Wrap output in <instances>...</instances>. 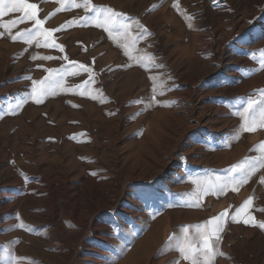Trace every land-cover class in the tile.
<instances>
[{
  "label": "rangeland",
  "instance_id": "1",
  "mask_svg": "<svg viewBox=\"0 0 264 264\" xmlns=\"http://www.w3.org/2000/svg\"><path fill=\"white\" fill-rule=\"evenodd\" d=\"M28 2L42 26L0 5L17 21L0 28V264H192L218 225L211 264H263L243 220L264 222V0Z\"/></svg>",
  "mask_w": 264,
  "mask_h": 264
},
{
  "label": "snow or ice",
  "instance_id": "2",
  "mask_svg": "<svg viewBox=\"0 0 264 264\" xmlns=\"http://www.w3.org/2000/svg\"><path fill=\"white\" fill-rule=\"evenodd\" d=\"M5 2H6V0H0V5L5 4ZM7 2L10 5V7L7 9L8 12L21 11L24 13L23 17H21L22 20H32V21H34V23L37 26H42L46 22V20L48 19L47 17L45 19H38L37 18L38 5H36L34 3H29L28 0H7ZM17 5H19V7H17ZM75 6L80 7L81 5L77 4ZM82 6L85 8V10H88L91 6V0H83ZM174 6H177V5H174ZM57 11H60V9H57ZM103 11L108 13V15L105 18L106 21L107 22H113V18L117 14L111 9H103ZM5 14H6L5 10L3 8H0V18H2ZM81 19L84 22H87L91 18L90 17L74 18V20L67 21L65 23V25H61L59 28L43 29V31H45L49 35H51V33H53V32H59V31L63 30L65 28V26H72L73 24L78 23L79 20H81ZM16 24H17L16 20H12L10 23L0 22V28L9 29V32H10L11 28L14 27ZM97 26L102 27L103 25H97ZM121 27L127 28L129 26L128 25H122ZM40 31H41V28L38 27L35 29V32L30 31V32H27L26 34L17 33L16 35H10V38L14 41L23 40L26 43H30L33 35L36 33H39ZM110 34H111V32H110ZM0 36H3V33H0ZM26 36H27V38H26ZM239 39L243 40L244 37H239ZM44 46H46V47H57V48H59V50L61 52L64 51L63 46L55 44L54 41L51 44L46 42ZM260 51L262 54L261 64H262V66H264V50H260ZM37 58L38 57L36 55L32 56L33 60H35ZM40 58L52 59V57H40ZM253 58H255V56ZM64 59L67 60V56H65ZM70 63L73 65H76L78 62H70ZM79 67L85 72L90 71V69L84 65H79ZM26 78H28V77H26ZM40 83H42V82H40ZM85 83H87V81ZM261 92H262V94H264V90H261ZM153 93H155V85L153 86ZM49 94H51V92L49 90H43L41 92L40 96L36 98V103H40L43 96L49 95ZM154 98L155 97L153 96L152 99L154 100ZM17 107H19V105H17ZM7 111L12 112L14 114L15 109L11 105H9ZM259 127H264V120H262L260 122ZM255 130H257V126L253 123H249L247 126L241 125L238 129H236L235 135L238 136L240 134V132H242V131H255ZM237 167H241L243 175L241 176V179H239L238 181H235L237 187L233 188V191H238L239 186L243 185L244 183H247L248 177L251 175V172L250 171H244L242 169V166H234L232 170L236 171ZM92 175H96V173H92ZM261 183H264V178L261 179ZM225 187L226 186L220 187L217 189V191L223 192ZM252 204H253V199L250 197L248 200H246L244 202V204L241 206V208L238 209L236 211V213L232 216L233 222H239L237 217H239ZM261 211H264V209H261ZM227 216H228V210H225L224 212L220 213L218 216L211 218L209 221L206 222V224H212L213 221H223V220H225V218ZM243 223L250 224L253 227H259L260 229L264 230V222L256 221L255 216H250L249 218L244 219ZM18 226L19 227H25V225L23 223H21ZM197 227L199 228L200 226H197ZM222 230H223V226L218 225L217 229H216V233L214 235L209 236L206 233H198V235L200 237V247L194 248L191 245H189V249L195 254L193 256V259H192V264H211V262L215 259L216 256H225L226 255L225 253H223L222 251H219L215 247V245L220 243L221 237L219 235V232H221ZM180 251L183 254L186 252V249L184 247H181ZM184 258L187 259L188 256L184 255ZM32 264H34V262H32Z\"/></svg>",
  "mask_w": 264,
  "mask_h": 264
},
{
  "label": "bare ground",
  "instance_id": "3",
  "mask_svg": "<svg viewBox=\"0 0 264 264\" xmlns=\"http://www.w3.org/2000/svg\"><path fill=\"white\" fill-rule=\"evenodd\" d=\"M235 253V252H234ZM264 264V263H263Z\"/></svg>",
  "mask_w": 264,
  "mask_h": 264
}]
</instances>
